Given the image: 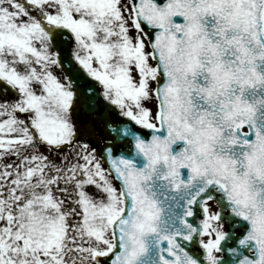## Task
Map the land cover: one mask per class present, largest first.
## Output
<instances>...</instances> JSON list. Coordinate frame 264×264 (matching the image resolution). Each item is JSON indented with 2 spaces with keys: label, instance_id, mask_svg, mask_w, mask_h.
Listing matches in <instances>:
<instances>
[{
  "label": "snow or ice",
  "instance_id": "1",
  "mask_svg": "<svg viewBox=\"0 0 264 264\" xmlns=\"http://www.w3.org/2000/svg\"><path fill=\"white\" fill-rule=\"evenodd\" d=\"M0 264H264V0H0Z\"/></svg>",
  "mask_w": 264,
  "mask_h": 264
}]
</instances>
